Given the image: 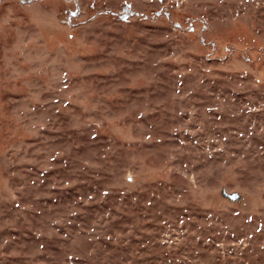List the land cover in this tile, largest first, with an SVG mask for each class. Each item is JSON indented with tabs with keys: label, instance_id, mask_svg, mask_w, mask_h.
Masks as SVG:
<instances>
[{
	"label": "rangeland",
	"instance_id": "374dc122",
	"mask_svg": "<svg viewBox=\"0 0 264 264\" xmlns=\"http://www.w3.org/2000/svg\"><path fill=\"white\" fill-rule=\"evenodd\" d=\"M0 264H264V0H0Z\"/></svg>",
	"mask_w": 264,
	"mask_h": 264
}]
</instances>
